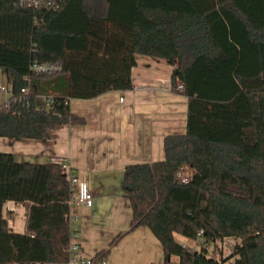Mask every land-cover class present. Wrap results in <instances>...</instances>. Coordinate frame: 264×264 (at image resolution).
Wrapping results in <instances>:
<instances>
[{"label":"trees","instance_id":"1","mask_svg":"<svg viewBox=\"0 0 264 264\" xmlns=\"http://www.w3.org/2000/svg\"><path fill=\"white\" fill-rule=\"evenodd\" d=\"M39 1L0 0V70L12 94L0 105V138L45 140L83 124L70 101L133 89L138 56L176 66L172 88L188 99L186 131L165 138V159L126 168L130 229L93 259L148 227L165 264H264V0ZM34 64L61 70L37 74ZM71 195L55 162L0 151V264L67 262ZM7 201L26 208L25 233L10 227ZM175 235L202 239L201 249ZM226 238L240 240L231 254L209 255Z\"/></svg>","mask_w":264,"mask_h":264},{"label":"crops","instance_id":"2","mask_svg":"<svg viewBox=\"0 0 264 264\" xmlns=\"http://www.w3.org/2000/svg\"><path fill=\"white\" fill-rule=\"evenodd\" d=\"M155 59L138 56L137 66L132 70L131 90L71 100L70 110L84 119L83 124H66L51 130L45 140L0 138L1 152L41 164L64 159L69 164L64 174L73 172L87 182L94 195V206L70 207L71 226L77 228L82 253L87 258H94L114 238L130 229L132 210L123 189L126 168L163 161L165 138L186 131L188 99L172 88L176 67ZM3 210L5 216L12 214L10 227L25 233L26 208L7 201ZM175 237L187 248L190 242L197 246V242L203 241ZM221 242H230L231 251L233 243L240 240L226 238L218 241ZM199 249L197 246L196 250ZM226 251L227 247L224 255L221 256L220 250L219 256H211L227 257L226 253H231ZM234 260L227 264H233ZM171 262L177 264L179 258L172 256ZM105 264H165L163 246L148 227H140L121 238Z\"/></svg>","mask_w":264,"mask_h":264},{"label":"built area","instance_id":"3","mask_svg":"<svg viewBox=\"0 0 264 264\" xmlns=\"http://www.w3.org/2000/svg\"><path fill=\"white\" fill-rule=\"evenodd\" d=\"M40 3L39 0H33V5L37 6ZM61 70V66L58 64L50 65V64H34L32 66V71L36 72L37 74H46V75H53L56 74ZM182 86H179V89H181ZM1 92H11L10 89L5 88L0 84V93ZM24 93H27V90H23ZM53 102L52 98H48L46 105L47 107L50 106V104ZM56 164L62 167V170H68L69 164L61 158H58L54 160ZM67 179L71 185L72 188V195L69 201V205H82L86 206L88 208H91L94 206V195L89 189V186L87 182L82 180L77 174L73 172H69V174L66 175ZM178 180H180L182 183H188L191 175L187 173V168L182 167L177 174ZM203 232L201 231L199 233V238L202 236ZM199 240V239H198ZM69 252V260L64 263H58V264H105L104 260H101L99 262H96L93 258H87L82 253V245L80 243V234L76 227L71 226V238H70V244L68 247ZM50 264V263H45ZM53 264V263H52Z\"/></svg>","mask_w":264,"mask_h":264},{"label":"rangeland","instance_id":"4","mask_svg":"<svg viewBox=\"0 0 264 264\" xmlns=\"http://www.w3.org/2000/svg\"><path fill=\"white\" fill-rule=\"evenodd\" d=\"M146 57H148V56H146ZM156 60V62H165V60L164 61H161L162 59H155ZM176 67V66H175ZM176 69H177V67H176ZM0 84L2 85V86H4L5 88H7V89H10V85H9V83H8V81H7V77H6V74H5V72L4 71H2V70H0ZM11 92H1L0 93V105H2V104H4V103H6L8 100H9V98L11 97ZM75 103H74V101H72V105H74ZM17 159L19 160V161H21V158H19V157H17ZM25 161H27V162H32V163H34V162H36V161H30V160H26L25 159ZM36 163H40L39 161H37ZM191 172H192V170H187V173L188 174H191ZM234 242V241H233ZM202 244H203V241H199V242H197V246L201 249V246H202ZM227 244V245H226ZM231 243L230 242H221V243H218L217 242V244H211L209 247H208V252L210 253V255L212 254V255H214V256H219V253H220V250L222 251V254H221V256L222 255H224V250L226 249V247H227V251L226 252H232L233 251V247H234V245L232 246V248H231V251L230 250H228V247H230L229 245H230ZM233 244H237V243H233ZM110 246V245H109ZM196 244H195V242L194 243H192V242H190L189 243V247H188V249H190V250H196ZM109 248V247H108ZM107 248V249H108ZM113 249V248H112ZM112 249H111V251H112ZM199 249V250H200ZM110 255V254H109ZM226 255L227 256H229V253H226Z\"/></svg>","mask_w":264,"mask_h":264},{"label":"water","instance_id":"5","mask_svg":"<svg viewBox=\"0 0 264 264\" xmlns=\"http://www.w3.org/2000/svg\"><path fill=\"white\" fill-rule=\"evenodd\" d=\"M176 72H178V69H176Z\"/></svg>","mask_w":264,"mask_h":264}]
</instances>
